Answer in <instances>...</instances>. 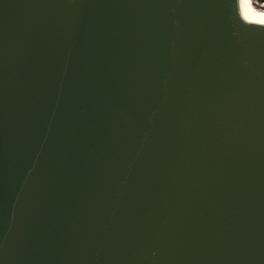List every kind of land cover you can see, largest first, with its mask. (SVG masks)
Returning a JSON list of instances; mask_svg holds the SVG:
<instances>
[{"label": "water", "instance_id": "obj_1", "mask_svg": "<svg viewBox=\"0 0 264 264\" xmlns=\"http://www.w3.org/2000/svg\"><path fill=\"white\" fill-rule=\"evenodd\" d=\"M0 264H264L241 0H0Z\"/></svg>", "mask_w": 264, "mask_h": 264}, {"label": "clouds", "instance_id": "obj_2", "mask_svg": "<svg viewBox=\"0 0 264 264\" xmlns=\"http://www.w3.org/2000/svg\"><path fill=\"white\" fill-rule=\"evenodd\" d=\"M244 19L250 23L259 26H264V11H257L252 8L251 2L248 6L247 18Z\"/></svg>", "mask_w": 264, "mask_h": 264}, {"label": "snow or ice", "instance_id": "obj_3", "mask_svg": "<svg viewBox=\"0 0 264 264\" xmlns=\"http://www.w3.org/2000/svg\"><path fill=\"white\" fill-rule=\"evenodd\" d=\"M250 5V0H241V11L242 14L247 18L248 6Z\"/></svg>", "mask_w": 264, "mask_h": 264}, {"label": "bare ground", "instance_id": "obj_4", "mask_svg": "<svg viewBox=\"0 0 264 264\" xmlns=\"http://www.w3.org/2000/svg\"><path fill=\"white\" fill-rule=\"evenodd\" d=\"M251 2V5H252V8L254 10H257V11H264V2L258 4L256 1L254 0H250Z\"/></svg>", "mask_w": 264, "mask_h": 264}, {"label": "built area", "instance_id": "obj_5", "mask_svg": "<svg viewBox=\"0 0 264 264\" xmlns=\"http://www.w3.org/2000/svg\"><path fill=\"white\" fill-rule=\"evenodd\" d=\"M254 1H256L258 4L264 2V0H254Z\"/></svg>", "mask_w": 264, "mask_h": 264}]
</instances>
